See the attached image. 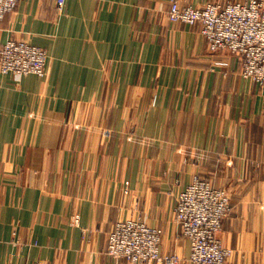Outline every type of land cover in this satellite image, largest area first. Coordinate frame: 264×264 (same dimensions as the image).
Listing matches in <instances>:
<instances>
[{"label": "crops", "instance_id": "0c3cea01", "mask_svg": "<svg viewBox=\"0 0 264 264\" xmlns=\"http://www.w3.org/2000/svg\"><path fill=\"white\" fill-rule=\"evenodd\" d=\"M168 1L20 0L0 21L47 55L43 78L0 73V264H130L106 237L135 218L191 264L174 208L197 172L230 191L226 264H264V84Z\"/></svg>", "mask_w": 264, "mask_h": 264}, {"label": "built area", "instance_id": "2783aa9c", "mask_svg": "<svg viewBox=\"0 0 264 264\" xmlns=\"http://www.w3.org/2000/svg\"><path fill=\"white\" fill-rule=\"evenodd\" d=\"M20 0H0V21ZM65 0H55L60 11ZM172 23L200 25V34L210 52L228 51L241 61L240 75L264 84V0H211L201 7L169 0ZM46 52L28 41L8 39L0 43V73L20 80L27 75L43 78ZM123 189L128 193V182ZM230 211L228 191L214 187L207 179L194 176L175 196L174 222L178 235L189 242L191 264H226L231 250L218 238L222 220ZM79 225V216L72 218ZM162 230L137 219L117 221L107 235L106 253L130 264H178L176 256L162 255ZM29 264H44L36 261Z\"/></svg>", "mask_w": 264, "mask_h": 264}, {"label": "rangeland", "instance_id": "374dc122", "mask_svg": "<svg viewBox=\"0 0 264 264\" xmlns=\"http://www.w3.org/2000/svg\"><path fill=\"white\" fill-rule=\"evenodd\" d=\"M55 10H56V8H55ZM177 23H179V22H177ZM182 24H184V23H182ZM201 35V34H200ZM206 44V43H205ZM206 51L208 52V53H211V54H213V53H216V52H210L209 51V49H208V47H207V44H206ZM225 51V50H224ZM218 52H220V51H218ZM226 52H228V51H226ZM230 53V52H229ZM230 54H232V53H230ZM233 55V54H232ZM235 56V55H234ZM238 58V57H237ZM195 176H199V177H201L200 176V173L199 172H197V173H195ZM194 177V176H193ZM202 178V177H201ZM124 184V183H123ZM128 189H129V184H128ZM227 191H228V195H229V197H230V191L228 190V189H226ZM123 193L122 194H124V196L127 194L125 191H124V189H123V191H122ZM176 196V195H175ZM76 215H78V214H76ZM75 216V215H74ZM79 216V215H78ZM73 217V216H72ZM135 219H137V218H135ZM72 221V220H71ZM119 221H121V220H119ZM71 225L72 226H75V225H73L72 224V222H71ZM155 228H158V227H155ZM159 229V228H158ZM110 232V231H109ZM108 232V233H109ZM108 235V234H107ZM107 237H106V243H107ZM162 241V240H161ZM189 243V242H188ZM161 244V243H160ZM161 246V245H160ZM163 255V254H162ZM189 255H190V248H189V254H188V257H187V260L189 261ZM171 256H176V255H171ZM110 257V256H109ZM178 259H179V257L178 256H176ZM180 260V259H179ZM128 262V261H127ZM129 263V262H128ZM29 264V263H28Z\"/></svg>", "mask_w": 264, "mask_h": 264}]
</instances>
